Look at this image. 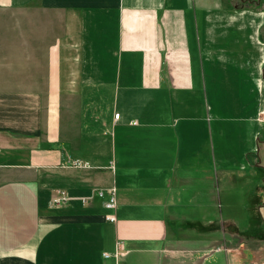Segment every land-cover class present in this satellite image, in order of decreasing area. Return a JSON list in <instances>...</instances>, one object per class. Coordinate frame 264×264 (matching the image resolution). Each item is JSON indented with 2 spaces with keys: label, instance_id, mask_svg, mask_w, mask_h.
<instances>
[{
  "label": "crops",
  "instance_id": "crops-1",
  "mask_svg": "<svg viewBox=\"0 0 264 264\" xmlns=\"http://www.w3.org/2000/svg\"><path fill=\"white\" fill-rule=\"evenodd\" d=\"M0 9L44 47L0 43V264H264V0Z\"/></svg>",
  "mask_w": 264,
  "mask_h": 264
},
{
  "label": "rangeland",
  "instance_id": "rangeland-1",
  "mask_svg": "<svg viewBox=\"0 0 264 264\" xmlns=\"http://www.w3.org/2000/svg\"><path fill=\"white\" fill-rule=\"evenodd\" d=\"M28 11L27 9L25 10H15V11H10V10H1L0 9V43H5L7 45V47L12 48L14 44H17V46L19 47V44L21 47H32V48H44L42 45L43 43H40L39 41H31L29 44L27 42V40H22L21 42L15 43L12 40V34L13 33H19L21 32L22 34H20L21 36H27L28 33H26L27 31L29 32V30L34 31L36 33H43V26H31V25H25V24H19L17 25L18 20H27L28 19ZM38 16V15H36ZM24 18V19H22ZM49 28V27H48ZM58 26H53L52 25V29L53 31H55V29H57ZM14 42H12V41ZM30 44H32V46H30ZM1 46V44H0ZM15 47V45H14ZM11 57H4V58H0L1 61V65H2V74H1V78L0 80H3V84L4 85H11L14 83H18L19 79H22L24 77V74L21 72L22 68H20L19 66H14L11 64ZM262 184V183H261ZM262 186V185H261ZM222 250V249H221ZM218 250V251H221ZM223 251H225L223 249Z\"/></svg>",
  "mask_w": 264,
  "mask_h": 264
},
{
  "label": "built area",
  "instance_id": "built-area-1",
  "mask_svg": "<svg viewBox=\"0 0 264 264\" xmlns=\"http://www.w3.org/2000/svg\"><path fill=\"white\" fill-rule=\"evenodd\" d=\"M120 114L119 113H115L114 114V118L115 119H119ZM71 165L75 168H80V169H89L91 168V164L83 159H74L71 162ZM98 195H102V191L97 192ZM109 198L108 200L105 202L104 204V208L106 210V214L105 217L108 221L110 222H116L117 221V217H116V211L118 208V202H117V189L115 187H112L109 190ZM69 201V196L65 191H60L58 192V194L56 195V197L53 199V204L57 207H64ZM83 204L88 203V198H83L82 199ZM109 256H114L117 257V253L115 254H105V257H109Z\"/></svg>",
  "mask_w": 264,
  "mask_h": 264
},
{
  "label": "water",
  "instance_id": "water-1",
  "mask_svg": "<svg viewBox=\"0 0 264 264\" xmlns=\"http://www.w3.org/2000/svg\"><path fill=\"white\" fill-rule=\"evenodd\" d=\"M264 71V70H263Z\"/></svg>",
  "mask_w": 264,
  "mask_h": 264
}]
</instances>
